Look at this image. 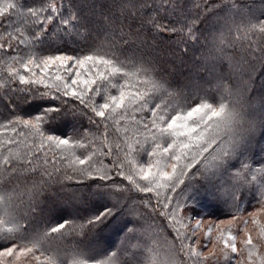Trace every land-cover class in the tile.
I'll return each mask as SVG.
<instances>
[{
  "label": "trees",
  "instance_id": "obj_1",
  "mask_svg": "<svg viewBox=\"0 0 264 264\" xmlns=\"http://www.w3.org/2000/svg\"><path fill=\"white\" fill-rule=\"evenodd\" d=\"M6 2L8 0H0V6ZM13 2L27 8L38 7L43 0H13ZM55 2L61 7V15L76 13L80 17L82 26L78 28L69 26L65 30L59 25L57 18L44 25L47 31H41V38L36 40L35 35L39 26L32 24L31 19L22 13H12L7 19L0 21L3 24L0 32L7 28L16 36L15 40L0 36V43H11L15 49V52L9 53L0 51V196L4 198V203L0 205V219L8 220L10 217H15L19 228L14 234L29 239L39 235L43 238L40 248L46 249L43 254L40 251L36 252V255L40 256L39 262L32 254H26L0 256V264H82L89 256L99 255V258L106 259L113 252L118 254V259L113 261V264H150V261L151 264H169L172 257L175 258L176 264L181 262L193 264L192 259L180 252L181 240L175 238L174 229H179L182 237L190 236V229L194 227L196 218L202 220L201 228L193 237L199 241L198 249L204 243L209 226L219 225L220 229L231 228L237 237L238 249H243L241 242L250 234L256 244V255L264 256V240L260 239V229L264 228V210H262L264 209V173H257L254 182L244 183L242 178L246 173L241 171V179L236 182L239 190L236 192L235 200L231 196L217 200L201 193L196 201L190 204L187 213L188 216L193 217L190 222L185 220L183 223L173 225L164 217L153 215L148 222L151 224L150 235L146 234L143 238L148 241V247H145L141 239L131 233L126 234L124 230L130 212L137 216L147 215L150 212V209L144 207L145 200L140 199L144 194L130 191L114 193L110 196L103 188L97 187L102 184L98 179H87L85 183L80 184L75 179H64V174L67 172L73 175L72 169L76 168L87 169L94 176H99L102 170L111 168L108 164L109 159L114 161L118 155L123 160L125 150L129 145L133 148L137 147V140L144 147L149 146L150 140L145 143L149 134L145 133L130 116L121 119L117 115L114 122H107L106 136L101 135L104 133V127L101 126L97 130L88 119V116L93 114L80 105L79 101L71 96L62 95L60 99L48 96L41 99L35 95L37 91L55 94V88H45L43 84H20L18 77L11 74L15 69L19 74L31 78V73L25 72L18 62L21 59L26 61L29 56L41 58L64 54L82 57L95 52L104 54L113 44L122 45L123 39H130V45L125 46V53L121 55V59L125 65H128L129 71H134L132 65L150 69L152 79L162 86L161 91L156 95L163 96V101L157 102L163 103L174 99L178 93L202 94V90L213 87L216 75L227 71L228 64L217 61L214 51L223 33L224 43L228 45L227 54L231 65L240 69L237 76L240 82L250 89L242 100L244 110L249 118H255L257 122L254 136L242 149L244 155H238L232 161L236 165L233 172L240 169L241 159L253 169L264 168V61L260 59L259 51V48L264 46V34L249 33L245 37L235 28L231 33L224 28L226 22L230 23L233 20L239 22L245 18L253 20L259 18L264 21V0H178L176 13H168L170 19L199 17L193 28L194 38L183 41L169 39L166 36L153 39L148 26H141L140 18L128 20L122 26L123 32L120 30L121 26L117 25L113 35L108 37V31L111 30H105L101 13L106 9H102L101 5L110 3V0H55ZM159 3L160 0H155L156 5ZM152 11V8L143 10L145 13ZM129 32L132 33L131 37L128 36ZM138 32L139 39L136 35ZM102 44L108 47L102 48ZM13 56L16 57L15 60ZM58 65L59 62L45 74L46 84L52 86L61 83L54 79L56 75L70 79L69 73ZM72 68L73 74L75 71L81 73V79L88 78L90 64H86L85 68L74 65ZM34 70L39 76V69ZM137 79L142 80L144 77H131V82L135 83ZM138 86L143 90V86ZM83 88L84 86L80 85L78 90ZM109 91L115 92L108 88L105 89V94ZM88 95L93 101L100 102V96L96 93H88ZM50 105L58 106L61 111L55 114V120L45 125L46 133L52 132L61 137H68L70 141L80 139V134L86 133L87 139L83 142L89 145L87 149L73 143L57 147L49 145L46 140L41 148V138L29 129L16 124V132H13L12 122L17 118L31 119L44 107ZM147 115V112L135 113L137 121ZM117 143L121 145L119 152L116 149ZM227 146V143L219 147L214 145L215 151L210 149V154L205 155L211 160ZM109 148L114 153L111 157L104 155ZM86 152L95 153L92 161L85 165L73 163L76 156L82 158V154ZM5 158L10 160L11 164L5 165ZM132 158L130 155L127 159ZM198 159L202 164L206 163L202 158L198 157ZM187 162L184 159L180 161L181 165ZM167 170L171 171L170 168ZM124 171L125 174L129 172L127 163ZM136 179L142 184L145 183L139 181L138 177ZM115 183L126 185L128 182L115 177ZM161 192L163 193L164 189H161ZM121 196L124 199L120 203L127 205L123 211L95 232L88 233L85 229L81 234L79 225L85 222L88 215L102 210L105 205L111 206L117 202L113 197ZM233 214L236 215L235 220H232ZM63 220H70L73 223L61 230L63 235L51 233V227L57 226ZM228 221H231V225L227 223ZM244 221H248L246 226ZM241 228H245V231H241ZM46 232L47 236L44 235ZM109 232H116L117 236L110 244H106L103 235ZM219 235V230L213 227L208 249L203 250L204 256L215 250L216 255L220 257L219 249L222 245L217 243ZM184 242L191 243L187 239ZM24 243L28 247L32 246L27 241ZM153 247L155 251H152ZM241 258L243 264H249L246 251H241L240 257H237L234 264H241ZM205 264H211V261H206ZM221 264H229V262L221 257Z\"/></svg>",
  "mask_w": 264,
  "mask_h": 264
},
{
  "label": "snow or ice",
  "instance_id": "obj_2",
  "mask_svg": "<svg viewBox=\"0 0 264 264\" xmlns=\"http://www.w3.org/2000/svg\"><path fill=\"white\" fill-rule=\"evenodd\" d=\"M178 6V0H160L159 5L155 4V0H110V3L101 5L102 9H106V11H102L101 16L105 22V30H111L108 31V37L113 35L117 25L121 26L120 30L123 32L122 26L128 20L140 18L141 26H148L153 39L163 36L181 41L192 39L195 36L193 28L199 17L196 19L191 17L170 19L168 13L175 14ZM147 8H152L153 11L143 12ZM15 12L29 17L32 24L39 26L35 35L36 40L41 38V31H47L44 25L57 18L59 25L65 30L69 26L72 28L82 26L80 17L76 13L73 12L68 16L61 15V7L57 6L55 0H43L40 6L27 8L18 5L13 0H8L3 6H0V21H4ZM0 27H3L2 23H0ZM224 28L229 33L235 28L238 33L242 32L247 37L249 33L264 34V21L259 18L255 20L245 18L239 22L233 20L230 23L226 22ZM131 35L132 33L129 32L128 36L131 37ZM136 35L139 39L140 33L138 32ZM0 36H7L9 40L16 39V36L12 35L7 28L0 32ZM129 45L130 39H123L122 45L113 44L111 49L104 54L95 52L82 57L64 54L48 55L41 58L29 56L26 61L21 59L18 62L25 72L31 73V78L19 74L15 69L11 74L18 77L20 84H43L45 88H55V94L48 91H37L35 95L41 99L46 96L60 99L62 95L63 97L71 96L79 101L80 105L93 114L88 116V119L97 130L101 126L104 127V133L101 135L106 136L107 122H114L117 115L121 119L130 116L145 133L149 134L145 140V143L151 141L149 146L144 147L137 140V147L133 148L129 145L125 150L123 160L118 155L114 161L109 159L108 164L111 165V168L102 170V174L99 176H94L87 169L76 168L72 169L73 175H69L67 172L64 174V179H75L80 184L85 183L87 179H98L102 181V184L97 187L103 188L110 196L114 193L130 191L144 194L140 199L145 200L144 207L150 209V212L147 215L139 216L130 212L124 230L126 234L131 233L134 237L141 239L145 247H148V241L143 238L146 234L150 235L151 224L148 222L153 215L164 217L173 225L183 223L185 220L190 222L193 219L187 215L190 204L194 203L201 193L217 200L226 196H231L235 200L236 192L239 190L236 182L241 179V171L246 173L242 178L243 182L251 183L257 179V173H264V168L253 169L245 160L241 159L240 169L233 172L236 165L232 161L238 155H244L242 149L254 136L257 122L255 118H249L244 110L242 100L244 94L250 89L246 84L240 82V78L237 76L240 69L231 65L230 57L227 54L228 45L224 43L223 33L219 38V43L215 45L214 51L217 61L228 64L227 71L216 75L213 87L202 90V94L178 93L174 99L163 103L157 102L163 101V96L156 95L158 91H161L162 86L158 81L152 79L150 69L132 65L134 71H129L128 65H125L121 59V55L125 53V46ZM101 47L107 48L108 45L102 44ZM0 51L9 53L10 51L15 52V49L11 43H0ZM259 51L260 59L264 61V46H261ZM13 59L15 60L16 57L13 56ZM57 62H59V68H63L69 73L70 79L56 75L54 79L61 83L50 86L45 83L44 77L53 65H57ZM86 64H90L87 79H81L79 71H75L73 74V65L85 68ZM34 69H39V76ZM138 76H143L144 79H137L135 83H132L131 77ZM80 85H83L84 88L78 90ZM138 85L143 86V90ZM108 88L115 92L109 91L105 94V89ZM88 93H96L100 96V102L93 101ZM60 111L61 109L56 105L46 106L31 119L17 118L12 122V130L16 132L15 125L19 124L34 132L41 138V148L46 140L49 145L57 147L73 143L80 148L87 149L89 145L83 142L87 139L86 133L80 134V139L71 141L68 137H61L52 132L46 133L45 125L55 120V114ZM136 112H147L148 115L137 121ZM225 143L228 146L209 160V156L205 154H210V149L215 151L214 145L219 147ZM120 148L121 145L117 143V152ZM94 155V152H86L82 154V158L76 156L73 163L78 162L80 165H85L92 161ZM104 155L111 157L114 153L109 148ZM130 155L133 158L129 160L127 158ZM198 157L206 163L202 164ZM182 159L188 162L181 165ZM125 163L129 166L128 174H125L124 171ZM4 164L9 165L11 161L5 158ZM168 168L171 171H168ZM97 171H101V169H97ZM115 177H120L128 183L126 185L115 183ZM136 177L145 183L138 182ZM110 181L112 182L109 183ZM161 189H164L163 193ZM39 194L38 192L37 195ZM113 198L116 199V203L111 206L105 205L102 210L87 216L85 222L79 225L81 234L85 229L88 233L95 232L127 207L126 204L120 203L124 199L123 196ZM3 203L4 198L0 196V205ZM235 219L236 215L233 214L232 220ZM72 223L70 220H63L57 226L51 227L50 232L63 235L61 230H64L66 225L71 226ZM221 223L225 222L221 221ZM227 223L231 225V221ZM243 223L246 226L248 221ZM253 223H256L255 219ZM201 226L202 220L196 218L194 227L190 229L191 235L187 237H182L179 229H174L175 238L181 240L180 252L192 259L193 264H205L206 261H211V264H221V257L229 264H234L237 257H240L241 251L247 252L249 264H264V256L256 255V244L250 234L246 235V238L241 242L243 249H238L237 237L231 228L220 229L219 225L209 226L205 233L204 243L198 249L199 241L193 237ZM213 227L217 228L220 233L217 238V243L222 245L219 249L220 257L216 255L215 250L211 251L208 256L203 255V250L208 249L211 242ZM18 228L19 224L15 217H10L8 220L0 219V249H2L0 256L12 257L13 255L32 254L39 262L40 256H37L36 252L40 251L43 254L46 251V249L40 248L43 238L39 235L31 239L23 235L17 237L14 233ZM240 230L245 231V228ZM44 235L47 236L48 233L46 232ZM185 239L190 240L191 243H185ZM260 239L264 240V228L260 229ZM25 241L31 243L32 246L28 247L24 243ZM152 251H155L154 247ZM117 259L118 254L113 252L106 259L99 258V255L89 256L88 260L83 261L82 264H113V261ZM169 264H176L174 257L170 258ZM241 264H243L242 258Z\"/></svg>",
  "mask_w": 264,
  "mask_h": 264
},
{
  "label": "rangeland",
  "instance_id": "obj_3",
  "mask_svg": "<svg viewBox=\"0 0 264 264\" xmlns=\"http://www.w3.org/2000/svg\"><path fill=\"white\" fill-rule=\"evenodd\" d=\"M68 210V209H67ZM70 214H72L71 211H68ZM104 236V241L106 244H110L112 240L117 236L116 232H109L106 233Z\"/></svg>",
  "mask_w": 264,
  "mask_h": 264
}]
</instances>
